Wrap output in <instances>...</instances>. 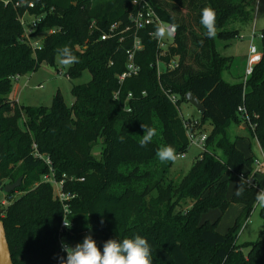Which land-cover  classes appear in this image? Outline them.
I'll use <instances>...</instances> for the list:
<instances>
[{
	"label": "trees",
	"instance_id": "obj_1",
	"mask_svg": "<svg viewBox=\"0 0 264 264\" xmlns=\"http://www.w3.org/2000/svg\"><path fill=\"white\" fill-rule=\"evenodd\" d=\"M149 1L176 28L172 52L180 57L179 67L158 82L152 66L156 43L143 31L144 46L134 55L139 72L120 85L117 76L125 70L131 41L101 40L100 35L114 23L128 22L132 0H0V182L22 177L6 195L22 194L0 210L13 264H58L56 257L63 255L57 241L63 209L53 198L52 185L41 181L49 167L33 156V144L49 157L57 180L65 175L63 191L74 195L69 202L73 239L82 241L83 232L92 230L102 247L109 238L140 234L151 245L152 264H264V230L256 241L237 244L240 225L253 210L255 189L247 186L240 196L235 189L226 198L228 178L249 175L255 162L237 147L240 137L230 138L228 127L244 123L264 151V34L261 58L250 75L243 83L229 84L220 72L230 59L217 52L215 37L237 36L225 26L244 13L243 0ZM205 8L215 14L216 36L211 39L199 23ZM25 11L41 17L32 34L44 35L39 49L21 40L19 16ZM64 46L78 61L68 66L67 78L90 74L86 83L72 85L71 105L59 92L49 106L19 105L12 77L29 74L42 63L54 66L56 58L61 60L57 50ZM163 88L176 95V105ZM117 89L122 98L133 94L130 111L113 98ZM188 92L204 108L194 128L205 130L207 123L210 130L205 150L175 181L168 176L171 160L161 161L157 153L168 146L175 158L189 148L179 114ZM240 106L245 113L238 111ZM246 115L253 129L244 122ZM142 124L156 131L145 147L139 144ZM231 202L241 203L242 210L224 234L215 230L217 221H201L203 213H223Z\"/></svg>",
	"mask_w": 264,
	"mask_h": 264
},
{
	"label": "rangeland",
	"instance_id": "obj_2",
	"mask_svg": "<svg viewBox=\"0 0 264 264\" xmlns=\"http://www.w3.org/2000/svg\"><path fill=\"white\" fill-rule=\"evenodd\" d=\"M96 0H93V3ZM238 1V0H237ZM241 1V0H240ZM75 4V3H74ZM244 13L232 19L226 24V29L235 33L236 37H215V47L221 56L228 57L230 63L227 68L220 72L221 79L229 84L243 83L246 79V70L248 67L249 48L251 43L256 47L257 52L261 53V38L264 34V0H243ZM182 12L185 10L182 9ZM28 18V17H27ZM44 35H34L33 40H42ZM68 66L60 62V58H56L54 66L42 63L35 71L20 75L16 81L12 83V91L15 100L22 106H49L53 96L59 92L63 101L67 106L71 105L73 97L71 94L72 85L86 83L90 79L88 71H84L78 78L69 79L66 76ZM15 77V76H14ZM12 77V78H14ZM180 115L184 118H193L199 121L200 113L188 102H183L179 106ZM238 125L231 124L228 127V133L231 139L239 136L241 133ZM205 130H210V126L206 123ZM250 131V130H248ZM244 133V132H242ZM244 137L237 139V147L244 153H249V145H251L250 155L256 158L259 162L263 160L264 151L257 145L254 138L250 137L248 132H245ZM243 137V138H242ZM99 146L94 148V154L98 155ZM263 151V152H262ZM199 150L194 146H189L185 152L184 158L175 157L170 162L168 167L169 178L179 181L191 168ZM255 183L252 188L256 193L260 189H264V176L255 174ZM228 191L226 198L229 200L240 183L237 176L231 175L228 178ZM2 184V183H1ZM3 185V184H2ZM21 192H14L8 198L7 195L0 189V210L5 207L9 201H13L19 197ZM3 202V203H2ZM189 202L183 205L186 208ZM242 210L241 203L231 202L229 207L223 213L219 209H210L201 215L202 222L213 223L217 221L215 230L218 233L224 234L234 223L235 219L240 215ZM264 230V208L254 203L253 210L247 220L243 221L237 232V244L247 245L256 241ZM83 232L82 235H85ZM71 237L65 239L75 245L81 240ZM246 252V248H242Z\"/></svg>",
	"mask_w": 264,
	"mask_h": 264
},
{
	"label": "built area",
	"instance_id": "obj_3",
	"mask_svg": "<svg viewBox=\"0 0 264 264\" xmlns=\"http://www.w3.org/2000/svg\"><path fill=\"white\" fill-rule=\"evenodd\" d=\"M3 2L4 4H7L8 0H3ZM132 5L134 6V9L128 14V22L124 24V26H122L121 23H114L110 25L108 31L100 35V39L106 40L109 38H117L118 42L125 41L126 39H130L131 41V48L126 51L127 58L125 70L117 76L118 84L121 85L126 79L136 76L139 72V66L135 63L134 55L136 51L142 50L144 46L140 33L143 31H147L148 36H150L156 43V54L152 66L155 69L157 81L160 82V78L164 73L175 70L179 67L180 64V57L178 56V54L172 52V49L176 46V28L173 24L165 22L160 18L149 0H132ZM32 6L33 5L30 3L29 7ZM40 19L41 17L29 15L27 11L23 12V14L19 16L20 24L23 27L21 40L29 44L33 50L39 49L41 46V40H33L32 35L37 28ZM157 25L165 26L166 29V34L161 38H157L155 36V28ZM92 27L93 22L91 23V28ZM49 32L54 33L55 30H50ZM259 38H262V35H260ZM260 58L261 55L257 52L256 47L251 44L249 48V58L246 75H250L253 65L257 63ZM18 78L19 75H16L13 78V81H16ZM160 87L162 88L161 85ZM162 91L167 96L169 101L172 104L176 105V95L170 92V90L168 89L163 88ZM113 98L116 101L120 102L124 110H131L132 100L134 98L131 92H128L126 96L122 98L120 90L117 89L113 93ZM238 111L245 113L244 108L241 106L238 108ZM180 117L183 120V126L186 130V136L188 138L189 146L196 147L199 150V153L203 152L205 150V140L208 136V131L194 128L199 124L198 120L193 118L184 119L181 115ZM244 122H247L251 129L254 128V125L250 122L247 115L245 116ZM32 154L34 157L42 159L49 167V173L45 174L42 177L41 181L50 183L52 185L53 198L61 203L63 209V218L57 232V241L60 252L64 255L61 249V241H66L69 245H72V243L68 242L65 237L66 233H72L71 229L73 227V223L69 220V202L74 197V195L65 193L63 191L64 183L66 181L65 175L63 174L59 180L54 177L53 170L50 167L51 163L49 157L40 154L35 144L32 145ZM176 157L184 158L185 153L178 154L176 155ZM256 173L262 174L264 176V153L263 160L261 162H259L255 158L254 168L249 175L245 176L243 174H238L237 177L239 178V180H241L242 177L248 179L250 181L248 186H253L255 183L254 176ZM69 180H72V178H69ZM64 220L66 223H71L70 228L65 226Z\"/></svg>",
	"mask_w": 264,
	"mask_h": 264
},
{
	"label": "clouds",
	"instance_id": "obj_4",
	"mask_svg": "<svg viewBox=\"0 0 264 264\" xmlns=\"http://www.w3.org/2000/svg\"><path fill=\"white\" fill-rule=\"evenodd\" d=\"M199 23L206 30L205 35L207 38L211 39L216 36L215 14L212 10L208 8L201 10ZM165 34V26L157 25L155 36L161 38ZM57 51L63 65L70 66L78 62L69 47L64 46ZM142 128L144 131L139 144L141 147H145L152 142L156 131L154 128L143 124ZM157 155L161 161L173 160L174 150L165 146L158 151ZM249 183L248 179L242 177L235 194L237 196L242 195ZM255 202L258 206L264 208V189L257 192ZM64 224L68 228L71 227V223H66L65 220ZM89 227L91 226L89 225ZM61 249L64 255L56 257L58 264H152L153 262L151 245L147 238L140 234H133L129 238H109L103 242L102 247H98L96 240L88 235L75 245H69L66 241H61Z\"/></svg>",
	"mask_w": 264,
	"mask_h": 264
},
{
	"label": "water",
	"instance_id": "obj_5",
	"mask_svg": "<svg viewBox=\"0 0 264 264\" xmlns=\"http://www.w3.org/2000/svg\"><path fill=\"white\" fill-rule=\"evenodd\" d=\"M186 101L191 104L199 113L204 111L202 104L197 100V98L190 92L185 95ZM22 177H19L14 183L1 184L0 189L3 190L5 194L14 191L21 183ZM92 230H87L85 236L91 235ZM0 264H13L11 253L9 250V245L6 238L5 228L2 220L0 219Z\"/></svg>",
	"mask_w": 264,
	"mask_h": 264
},
{
	"label": "crops",
	"instance_id": "obj_6",
	"mask_svg": "<svg viewBox=\"0 0 264 264\" xmlns=\"http://www.w3.org/2000/svg\"><path fill=\"white\" fill-rule=\"evenodd\" d=\"M252 44V43H251ZM260 55H261V53H259ZM238 129H240V131H241V133L239 134V136L238 137H240L241 138V136H243L244 137V133L245 132H247V130H246V126L243 124V123H240L239 125H238V127H237ZM242 132H244V133H242ZM242 137V138H243ZM237 145V144H236ZM257 145H258V143H257ZM259 146V145H258ZM248 149H249V153L247 154V153H245L246 155H249L250 154V152L252 153V151H251V145H249V147H248ZM241 150V149H240ZM253 154V153H252Z\"/></svg>",
	"mask_w": 264,
	"mask_h": 264
}]
</instances>
